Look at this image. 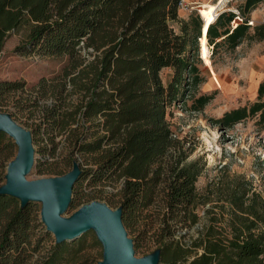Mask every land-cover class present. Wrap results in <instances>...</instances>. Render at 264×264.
Masks as SVG:
<instances>
[{"label": "trees", "instance_id": "obj_1", "mask_svg": "<svg viewBox=\"0 0 264 264\" xmlns=\"http://www.w3.org/2000/svg\"><path fill=\"white\" fill-rule=\"evenodd\" d=\"M178 1L0 0V52L11 32L25 28L14 52L68 58L55 84L47 85L43 79L36 84L40 98L48 95L57 105L38 111L30 134L42 158L54 154L55 130L62 133L63 166L78 165L81 159L69 206L84 182L90 186L119 181L115 204L133 254L148 246H142L148 238L158 252L157 264H263L264 201L239 178L221 190L206 187L210 195L217 192L215 202L220 204L205 209L207 224L196 228L197 206L211 203L194 187L203 164L188 160L192 150L184 149L173 135L165 115L179 101L183 86L199 82L198 43L201 56L209 55L207 47L213 56L222 48L233 50L243 39L264 40V24L247 34L248 16L264 0H242L236 13L221 11L207 26H201L194 13L180 21ZM172 23L178 24L177 32ZM81 52L91 60L85 62ZM162 69L171 72L165 85L159 77ZM22 87L19 82L1 81L0 98ZM68 87L77 96L74 104L66 102ZM263 95L264 80L254 103L224 113L219 123L230 127L249 116L264 123ZM208 100L200 96L193 110L200 111ZM36 138L52 146H38ZM12 147L0 131V153ZM41 162L36 163L38 169ZM34 207L32 202L21 206L17 199L0 194V264H86V248L101 247L89 230L72 240H54L44 256L31 261L40 225Z\"/></svg>", "mask_w": 264, "mask_h": 264}, {"label": "rangeland", "instance_id": "obj_2", "mask_svg": "<svg viewBox=\"0 0 264 264\" xmlns=\"http://www.w3.org/2000/svg\"><path fill=\"white\" fill-rule=\"evenodd\" d=\"M185 1L190 8L187 12H177L180 21L187 20L188 15L194 13L208 23L219 11L229 10L236 13L235 8L242 0ZM222 3L223 5L218 9ZM262 24H264V3L257 5L249 14L247 34L251 35L253 28ZM202 25L205 26L203 22ZM235 25L236 22L231 23L232 28ZM171 27L175 32L178 31L177 23H172ZM25 33V28L11 32L0 52V82L23 84L21 90L11 91L0 98V115L9 116L20 127L31 132V125L36 122L38 111L47 106L57 105V102L48 95L41 99L35 86L41 79L47 85L55 84L67 66L68 58L41 56L36 53L20 55L14 52V48L23 40ZM207 48L209 55L201 56L198 43L196 68L199 82L195 86H183L184 91L179 101L172 103L166 109L165 115L173 135L183 142L184 149L192 150L188 160L199 159L203 164V170L197 177L194 187L198 196L209 197L211 203L197 206L199 220L196 228L207 224L203 211L215 203L220 204L215 202L217 192L210 195V190L206 189L208 185H211L210 189L219 187L218 189L221 190L225 183L239 178L250 186L251 192L256 193L259 200L264 201V123H260L257 116H249L230 127L219 123L224 113L236 108H248L257 100V87L264 80V40L243 39L233 50L227 51L222 48L219 54L213 56L210 52L211 47ZM81 55L84 56L85 62L91 60V57L82 52ZM170 74L168 69L160 71L159 77L163 85L169 80ZM66 94L68 95L66 102L76 103L77 96L70 93L69 87ZM200 96L209 100L200 111H194L193 109L198 105L196 100ZM261 101H264V95ZM51 135L55 147L52 156L45 154L42 158L35 152L36 146L32 144L33 164L24 178L25 182L55 180L70 171L71 167H64L61 161L64 155L62 133L57 135L54 130ZM9 139L13 147L6 151L1 150L0 153V188L5 185L6 167L17 152L14 141ZM36 139L38 146L46 145L48 148L52 146L44 139L43 142L39 138ZM78 159L79 168H82V161ZM39 160H42L40 173L36 167ZM55 171L61 174L56 175ZM119 188V181L100 182L90 186L84 182L74 205H68L61 218L69 219L79 208L94 202L103 203L111 210L115 209L116 193ZM107 199L111 202L108 203ZM33 204L35 206L33 215L37 220L36 223L40 225L35 231L39 237L38 248L31 261L44 256L54 244V237L46 232L40 223L42 202ZM216 212L218 213V209L215 210ZM189 233L193 235V229H190ZM127 238L130 239V236L127 235ZM150 241L146 238L142 246L145 243L148 246L145 245L134 252V260L145 259L155 251ZM85 243L90 244V237L85 238ZM83 256L87 259L86 264H98L102 260V247L100 245L87 247Z\"/></svg>", "mask_w": 264, "mask_h": 264}, {"label": "water", "instance_id": "obj_3", "mask_svg": "<svg viewBox=\"0 0 264 264\" xmlns=\"http://www.w3.org/2000/svg\"><path fill=\"white\" fill-rule=\"evenodd\" d=\"M0 131L17 148L14 159L6 167L5 185L0 188V194L17 199L21 206L26 202H42L40 222L55 242L72 240L92 230L102 247V260L98 264H157V251L145 259H133L132 242L121 225L119 208L111 210L103 203L94 202L79 208L69 219L61 218L79 175L77 163L73 162L70 171L59 179L27 183L24 178L32 167L34 154L30 132L7 115H0Z\"/></svg>", "mask_w": 264, "mask_h": 264}, {"label": "built area", "instance_id": "obj_4", "mask_svg": "<svg viewBox=\"0 0 264 264\" xmlns=\"http://www.w3.org/2000/svg\"><path fill=\"white\" fill-rule=\"evenodd\" d=\"M189 5L186 3L185 0H179L177 4V10L182 12H187L189 9Z\"/></svg>", "mask_w": 264, "mask_h": 264}, {"label": "crops", "instance_id": "obj_5", "mask_svg": "<svg viewBox=\"0 0 264 264\" xmlns=\"http://www.w3.org/2000/svg\"><path fill=\"white\" fill-rule=\"evenodd\" d=\"M214 2H216L217 0H213ZM187 2V1H186ZM214 2H212V4L214 3ZM211 3V2H210ZM177 12H179V11H177ZM220 12V11H219ZM178 16H179V13H178Z\"/></svg>", "mask_w": 264, "mask_h": 264}, {"label": "bare ground", "instance_id": "obj_6", "mask_svg": "<svg viewBox=\"0 0 264 264\" xmlns=\"http://www.w3.org/2000/svg\"><path fill=\"white\" fill-rule=\"evenodd\" d=\"M203 22V24L205 25V26H207V23L206 22H204V21H202Z\"/></svg>", "mask_w": 264, "mask_h": 264}]
</instances>
